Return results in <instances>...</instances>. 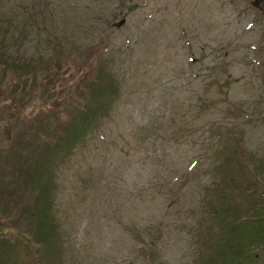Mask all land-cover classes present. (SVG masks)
Segmentation results:
<instances>
[{
  "label": "rangeland",
  "instance_id": "obj_1",
  "mask_svg": "<svg viewBox=\"0 0 264 264\" xmlns=\"http://www.w3.org/2000/svg\"><path fill=\"white\" fill-rule=\"evenodd\" d=\"M20 1L0 3L14 23H27L30 55L61 52L58 91L73 88L84 68L86 84L105 76L104 90L116 96L95 139L45 163L38 153L62 117L46 118L51 108L31 99L21 119L9 109L0 123V135H13L12 145L0 138V216L4 199L20 211L34 207L30 174L41 167L54 179L50 208L65 247L13 242L7 264H201L223 240L207 228L203 207L207 185L227 181L216 150L264 160V1ZM73 111L63 107V118ZM18 228L27 238L34 230ZM252 259L264 264V242Z\"/></svg>",
  "mask_w": 264,
  "mask_h": 264
},
{
  "label": "trees",
  "instance_id": "obj_2",
  "mask_svg": "<svg viewBox=\"0 0 264 264\" xmlns=\"http://www.w3.org/2000/svg\"><path fill=\"white\" fill-rule=\"evenodd\" d=\"M37 2L39 1L36 0ZM19 4L27 5L25 0H21ZM7 13L10 12L0 3V98L2 93L8 97L4 109L0 111V123L8 121L11 108L19 111L17 113L19 119L25 117L23 106L27 105L30 99L36 108L43 109L45 106L51 108L44 113L48 114L45 115L46 118L50 112H53L56 120L62 117V121L56 122L57 125L50 120L51 124L54 123L59 129L45 139L47 150L38 153L39 158L45 163L46 158L54 160L55 154H59L60 150H64V156L66 151L73 152L77 145H84L91 138L95 139L100 132V126L103 125L104 116L108 117L110 113L112 98L116 95L110 93L109 97L106 89L104 90V85L106 87L107 84L104 81L105 76L102 78L95 76L97 79H89L86 84L88 78L79 75L80 72L85 73L86 69L82 71L84 68H81L76 78H73L76 81L73 88L68 86V89L58 91L55 79L58 77L56 73L60 71L61 52L55 51L54 54L58 55L52 58L51 55L46 57L30 55L24 49L29 35L27 23L16 24L13 22V15L11 17V14ZM94 55V49L90 47L89 61H95ZM64 85L63 87H66V84ZM73 91H77L79 95L73 97ZM82 96L87 100L81 101ZM69 103H72L74 111L68 115V119L63 118V107L68 108ZM30 120L33 118L30 117ZM19 123L23 125L24 120ZM48 124L50 123L47 121L43 125ZM0 138L12 145L13 135L10 129H4ZM17 146L21 149L25 147L20 141L17 142ZM216 157V167L221 168L219 173L227 181L207 185L203 207L208 214L207 228L209 231L214 230L223 240L220 244L212 245L201 264H253L252 255L264 242V160L253 156H245L243 159L239 155L234 156L233 151L229 149L221 154L216 150ZM234 162L241 164L239 170L233 171ZM253 167L256 170L254 171L256 179L252 180ZM42 169L38 167L30 174L34 180L32 187L34 189L36 187L38 192L33 208H27L26 211L21 207L20 211L16 204L4 199L2 207L4 211L0 216V264H7L12 253L9 250L15 242H23L25 245H28L26 242H36L46 252L51 250L55 253L57 248L61 250L65 247L62 226L50 208L55 192L54 179L51 175L44 177ZM0 177L2 179L0 183L5 184L6 180ZM253 193H257V196H252ZM17 211L19 212L16 215ZM8 223L11 225L8 226ZM25 225L34 229L28 233L29 238L26 236L27 232L18 228ZM11 236H14L13 239L8 241Z\"/></svg>",
  "mask_w": 264,
  "mask_h": 264
},
{
  "label": "water",
  "instance_id": "obj_3",
  "mask_svg": "<svg viewBox=\"0 0 264 264\" xmlns=\"http://www.w3.org/2000/svg\"><path fill=\"white\" fill-rule=\"evenodd\" d=\"M263 0H253L252 1V4L254 5V6H259L260 4H261V2H262ZM133 6H131L130 8H132ZM123 22V20L122 21H120L118 24H121Z\"/></svg>",
  "mask_w": 264,
  "mask_h": 264
}]
</instances>
